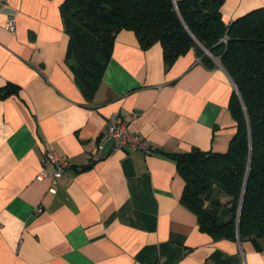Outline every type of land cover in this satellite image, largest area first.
Listing matches in <instances>:
<instances>
[{"label": "crops", "instance_id": "0c3cea01", "mask_svg": "<svg viewBox=\"0 0 264 264\" xmlns=\"http://www.w3.org/2000/svg\"><path fill=\"white\" fill-rule=\"evenodd\" d=\"M62 2H0V88L17 87L0 98V264H264V248L199 230L171 157L227 151L235 89L223 67H204L193 49L166 67L159 43L142 48L122 30L88 100L66 62ZM261 7L223 0L221 19ZM112 115L150 151L111 152L107 141L96 159ZM48 146L69 162L55 181L38 179L53 170L43 163Z\"/></svg>", "mask_w": 264, "mask_h": 264}, {"label": "trees", "instance_id": "16d2710c", "mask_svg": "<svg viewBox=\"0 0 264 264\" xmlns=\"http://www.w3.org/2000/svg\"><path fill=\"white\" fill-rule=\"evenodd\" d=\"M222 4L223 0H63L59 11L68 36L66 62L88 100L102 81L115 36L122 30L133 31L142 48L159 43L166 67L192 49L206 68L218 59L239 93L234 90L229 101L236 133L224 153L192 149L171 155L185 183L181 203L212 240H235L238 230L240 241L261 251L264 7L226 25ZM16 92L17 87L8 84L0 88V98Z\"/></svg>", "mask_w": 264, "mask_h": 264}, {"label": "built area", "instance_id": "2783aa9c", "mask_svg": "<svg viewBox=\"0 0 264 264\" xmlns=\"http://www.w3.org/2000/svg\"><path fill=\"white\" fill-rule=\"evenodd\" d=\"M2 1L3 0H0V2ZM14 24V18H10L6 22L5 28L9 31H13ZM225 41L226 39L223 38L222 42ZM107 141H111L112 143L111 152L119 151L125 148L132 151H141L143 153H148L150 151L148 142L130 129L129 120L119 119L116 115H112L108 119L106 132L100 137L99 140L97 155L95 156L96 159L103 157V145ZM43 163H49L53 165V170L50 173L42 171L38 175V179L49 176L53 181H55L69 167L68 158L65 155L56 153L50 146H48L47 150L44 153ZM41 211V208L36 209V212L38 213H40Z\"/></svg>", "mask_w": 264, "mask_h": 264}, {"label": "water", "instance_id": "95a60500", "mask_svg": "<svg viewBox=\"0 0 264 264\" xmlns=\"http://www.w3.org/2000/svg\"><path fill=\"white\" fill-rule=\"evenodd\" d=\"M174 2H175V1H174ZM206 54H209V52L206 51ZM212 58H213V57H212ZM213 60H214V62H215L218 66L222 67L221 64H220V62L218 61V59L213 58ZM234 89H235L236 93H237L238 96H239V93L237 92L236 88H234ZM249 163H250V161L248 162V164H249ZM246 182H247V178H246L245 181H244V186H243V191H242V195H241L240 204H242V199H243V195H244V190H245ZM238 214H239V213H238ZM238 217H239V215H238ZM238 217H237V220H238ZM236 233H237L236 238H237L238 241H240V240H239V237H238V230H237Z\"/></svg>", "mask_w": 264, "mask_h": 264}]
</instances>
